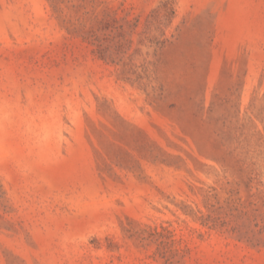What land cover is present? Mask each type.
Here are the masks:
<instances>
[{"label":"rangeland","instance_id":"obj_1","mask_svg":"<svg viewBox=\"0 0 264 264\" xmlns=\"http://www.w3.org/2000/svg\"><path fill=\"white\" fill-rule=\"evenodd\" d=\"M0 264H264V0H0Z\"/></svg>","mask_w":264,"mask_h":264}]
</instances>
